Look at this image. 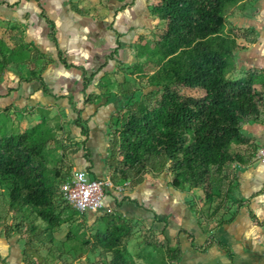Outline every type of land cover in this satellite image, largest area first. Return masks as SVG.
Returning <instances> with one entry per match:
<instances>
[{
  "label": "trees",
  "instance_id": "1",
  "mask_svg": "<svg viewBox=\"0 0 264 264\" xmlns=\"http://www.w3.org/2000/svg\"><path fill=\"white\" fill-rule=\"evenodd\" d=\"M250 1L157 0L153 5V16L163 24L158 39L151 44L141 38L133 48L135 61L121 64L135 83H120V91L114 94L116 81L106 76L99 87L102 96L125 101L108 123L106 167L114 186L123 189L116 193L124 195L127 189H135L146 176L159 179L173 175V189L193 190L199 195L200 200L191 207L201 228L203 207L233 194L240 169L247 164L249 155L255 156L258 150L242 129L246 124H264L262 96L255 91L258 72L229 78L235 69L234 55L244 49L239 40L246 38L244 34H257L234 26L229 18L233 16L234 5L244 6ZM72 9L81 15L85 13L77 4H72ZM42 15L48 19L44 11ZM51 25L50 36L55 40L52 22ZM246 42L255 44L256 39ZM118 44L120 48L124 46ZM15 46L22 51L12 50L0 39V69L27 66L29 77L19 72L20 83L39 80L45 90L39 74L50 61L36 50L27 53L30 48L20 38L15 40ZM59 58L65 68L72 67L61 55ZM39 60L43 62L41 68L36 64ZM94 76L87 78L84 72L85 87ZM137 93L143 97L137 99ZM97 98L86 103H94ZM6 119L0 123V188L7 190L0 193V228L7 239L14 233L20 235L24 264H52L53 256L61 264H70L63 259V248L55 244V235L67 225L66 239L72 241L77 236L73 234V225L78 224L81 214L61 194V186L70 177L74 163L70 169H64L62 163L48 156V146L60 144L57 135L62 127L42 110L40 122L25 131L16 128L9 117ZM80 121L81 118L76 122ZM81 128L86 134L85 128ZM81 152L89 160L91 152L85 142L82 148L63 149L61 160L74 158ZM118 206L115 202L112 214L99 213V229L72 247L75 261L81 264L85 263L84 258L87 264L181 261L179 239L174 246L166 241L149 242L138 255H131L128 244L137 221L118 215ZM239 208L240 205L229 221L221 220L219 227L233 223ZM185 233L193 250L204 253L210 248L209 240L198 247L194 236ZM88 253L95 254L93 258L97 260L92 263Z\"/></svg>",
  "mask_w": 264,
  "mask_h": 264
},
{
  "label": "crops",
  "instance_id": "2",
  "mask_svg": "<svg viewBox=\"0 0 264 264\" xmlns=\"http://www.w3.org/2000/svg\"><path fill=\"white\" fill-rule=\"evenodd\" d=\"M93 2L94 6L89 8V0H0V20L17 23L20 37L15 38H20L22 44L38 51L50 61L39 74L48 93L39 80L20 83L18 72L10 70L5 73L0 80V111H6L14 121L25 119L28 115L33 125L22 127V131L40 122V111L43 108L58 113L60 118L71 114L72 125L87 141V148L91 152L89 160H79L76 170L86 171L91 179L111 181L105 151H109L108 123L117 109L114 103L118 99L102 96L99 87L104 77L111 72V62L121 65L135 61L134 40L138 35L146 34L144 32L153 21L148 19V23L145 20L142 0ZM72 4H77L85 12L84 15L74 11ZM43 11L48 19L42 15ZM51 22L54 25L55 40L50 36ZM13 42L16 47L15 39ZM118 43L124 46L120 48ZM256 47L253 49V61L246 63L240 57V71L244 74L252 70L264 71V45L258 44ZM11 49L14 50L13 47ZM59 55L72 67L65 68ZM84 72L87 78L95 75L87 87L84 86ZM95 97H98L96 102L86 103V100ZM31 109L34 111L30 112ZM80 118V123L76 122ZM81 126L87 131L86 134ZM253 129L256 132L252 133ZM71 132L74 133L73 129ZM242 133L260 147L259 141H264V124H246ZM243 169L238 173L237 198L243 200L247 208L264 221V165L261 163ZM169 175L159 179L147 176L140 186L124 191V195L110 190L108 203L113 207L116 202L119 205L116 211L119 215L122 213L124 218L142 223L161 220L158 221V228L165 234L166 242L172 246L179 239L184 257L189 246L192 248L191 245H184L187 240L184 238L185 231L195 236L199 245L207 241V235L194 217L192 204L188 203L190 193L173 189ZM98 214L86 215L91 220L90 224H98ZM235 235L227 231L221 238L223 241L232 240ZM22 246L23 241L18 233L7 239L0 228V264H24ZM208 250L201 253L207 259L210 258ZM192 252L200 253L195 250Z\"/></svg>",
  "mask_w": 264,
  "mask_h": 264
},
{
  "label": "rangeland",
  "instance_id": "3",
  "mask_svg": "<svg viewBox=\"0 0 264 264\" xmlns=\"http://www.w3.org/2000/svg\"><path fill=\"white\" fill-rule=\"evenodd\" d=\"M98 1V0H96ZM144 1V16L146 17L145 20H152V25L150 28L145 31L142 36L138 35L137 38L134 40L135 44H137L141 38L146 39V41L150 42L151 44L154 43L158 39V32L159 28L161 29L163 27L162 22L153 16L152 14V8L155 3H157V0H142ZM88 2V1H87ZM97 3V2H96ZM87 6V5H86ZM94 6L93 0H89L88 7L90 8ZM233 16L229 18V21L233 23L234 26L238 28H248L251 30H254L257 34H244L246 37L244 40H239V45L243 46L244 49L237 52L234 55V58L232 60L235 69L232 70L229 74L230 79H238L241 77H244L245 74L243 71H240V57L242 56V61L249 62V60H252L255 55H253V49H255L258 44L264 45V0H252L250 3L245 4H236L233 7ZM235 13V14H234ZM148 20V21H149ZM157 20V21H156ZM155 21L157 23H155ZM150 23V21L148 22ZM243 25H246L244 27ZM243 26V27H239ZM20 37V29H18L17 23L12 22H6L4 20H0V39L5 40L8 47H13V49L17 51H22L19 47H14V39L17 40L15 37ZM256 39V43L251 44L246 41ZM134 44V45H135ZM257 48V47H256ZM32 49L27 50V53H32ZM25 52V51H24ZM26 54V53H25ZM253 55V56H252ZM29 56V55H28ZM30 57V56H29ZM247 59V60H246ZM253 61V60H252ZM36 64L39 68L42 67L43 62L41 60L37 61ZM127 66V65H126ZM29 67L27 66H21L19 68L11 67L7 69L6 71H2L0 69V80L10 70L15 71L16 73L21 72L23 74V77L28 78L29 77ZM110 74L108 75L109 79H113L115 82V88H114V94L118 93L120 91L119 84L125 83L127 81H130L132 83H135V81L132 79L130 75H128V72L125 69H122V66L120 64L115 65V61L111 62L110 67ZM253 73L256 71L258 72L257 75V82L258 85L255 87V91L262 96V107L264 109V71L260 70H252ZM44 89V88H43ZM146 93V92H144ZM143 93V94H144ZM143 97L141 93H137L136 98ZM121 98H118V101L114 103V106L116 108L121 107L125 101L121 100ZM69 107V106H68ZM34 111L33 109L30 110V112ZM43 112H46V116H48L50 119L57 122L58 125L62 127V130H58L57 138L60 142V144L57 143H51L48 146V156L51 160L62 163V167H65L64 169H70L69 167L74 162V167L71 169L72 173L77 168V163H79V160H84L85 156L84 153L81 152L78 154V157H70L69 159L61 160L63 149H71V148H82V143L85 142L86 146L87 141L84 139L83 136L79 134V132L76 129V126L72 125V115H64V117L60 118L58 113H53L51 111L46 110V108H43ZM28 112V111H27ZM116 111L114 112V114ZM7 117L10 118V121L14 123V126L16 128H20L23 130L25 127H29L33 125V122L28 119V115H26L25 119H17L13 120L12 117L8 116L6 111H0V123L7 121ZM35 121V119L33 120ZM22 123V126H21ZM74 125H75V119H74ZM23 127V128H22ZM74 131L72 133L71 131ZM256 132L255 129L252 130V133ZM260 143V147H258L255 144V147L258 149L261 147H264V141L262 140ZM107 144V143H106ZM234 148L231 149L233 151ZM107 153V158L109 156V151ZM104 154V155H105ZM101 155L102 151H101ZM80 158V159H78ZM256 164L261 165V162L257 161L255 159V156L249 155V160L247 164H244V169L246 167L255 166ZM61 165V164H60ZM243 169V170H244ZM242 172V171H241ZM149 177V176H148ZM147 179V176H146ZM169 179L171 182L174 181V176L169 175ZM235 190L233 189V194L229 195L227 199L222 198L221 200H216L211 205H208L207 207H203V213L204 216L200 220L201 225L203 226L202 231L206 233L207 240H209L211 243L209 244V257L206 258L204 255H201V253L194 254L192 252L193 248L187 249V252L185 253V256H182V263L180 264H264V221L261 220V216L254 215L252 210L247 208L246 204L243 203V200H240L238 197V187L237 184L234 186ZM128 190V189H127ZM126 190V191H127ZM7 193L5 189L0 188V193ZM189 194L188 203H191L194 205L198 200H200L199 195H197L196 191L187 190ZM109 194V192L107 193ZM225 197V196H223ZM107 201H110V195H108ZM242 201V204H241ZM239 208V214L240 216L236 219V223L234 224H227L223 227H219V223L221 220L229 221L231 217L233 216V213L237 210L238 206ZM119 215V214H118ZM122 216V213L120 214ZM123 217V216H122ZM194 217L196 219L197 215L194 214ZM126 219V218H125ZM128 219V218H127ZM91 220L87 219V217L80 215L79 220L76 222L78 224L73 225V234L77 235L74 240L69 241L66 239L67 234L69 233V227L66 225L62 228V230L55 235V244L57 247H62L64 254V260L67 263L70 264H79V262L75 261V253L74 249L72 248L74 245H77V243L84 242L86 239L91 237L92 231H95L99 229L101 223L97 222L95 224H90ZM161 221L157 219L156 221L151 220L148 223L139 222L137 221L135 224V230L133 232L132 239L130 240L128 244V251L131 255H138L141 251V248L146 243H164L167 241L165 234H162V230H160L159 222ZM82 226L85 227L84 231H82ZM159 227V228H158ZM219 227V228H218ZM255 227L254 230H252ZM218 228V229H217ZM233 232L236 235L234 236V239L232 240H226L223 241L221 236L225 232ZM83 232L85 234H83ZM250 232L252 234H250ZM225 235V234H224ZM182 236V235H181ZM187 239L184 242V245L187 247L188 245H191L190 239L188 235H185L184 237ZM211 238V239H210ZM201 242V241H200ZM207 242V241H206ZM206 242H203V244L199 245L198 241L196 242V238L194 236V244L198 247H201L205 245ZM230 243V244H229ZM188 244V245H187ZM212 244V246H210ZM174 245V244H173ZM172 245V246H173ZM23 248V246H22ZM24 249V248H23ZM151 251V249H150ZM183 251V250H182ZM88 253L87 255H89ZM98 254V252H97ZM43 255H47V252H44ZM184 255V252H183ZM207 255V253H206ZM98 256V255H97ZM54 257V256H53ZM51 258L52 264H61L59 261L55 260L54 258ZM89 257H92V263L97 260L95 254L89 255ZM247 259H241L246 258ZM87 259V258H85ZM85 263L87 264V261L85 260ZM84 263V264H85ZM141 263V262H140ZM179 264V263H178Z\"/></svg>",
  "mask_w": 264,
  "mask_h": 264
},
{
  "label": "built area",
  "instance_id": "4",
  "mask_svg": "<svg viewBox=\"0 0 264 264\" xmlns=\"http://www.w3.org/2000/svg\"><path fill=\"white\" fill-rule=\"evenodd\" d=\"M256 158L264 165V147L257 150ZM110 190L121 192L122 187H115L110 180L91 179L84 170H75L62 184L61 194L81 215L85 213H113L108 203Z\"/></svg>",
  "mask_w": 264,
  "mask_h": 264
}]
</instances>
